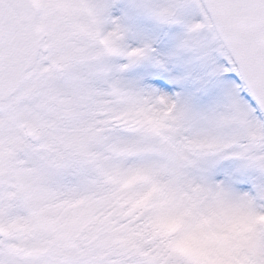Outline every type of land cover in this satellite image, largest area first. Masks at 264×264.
Masks as SVG:
<instances>
[{
    "label": "snow or ice",
    "instance_id": "obj_1",
    "mask_svg": "<svg viewBox=\"0 0 264 264\" xmlns=\"http://www.w3.org/2000/svg\"><path fill=\"white\" fill-rule=\"evenodd\" d=\"M0 264H264V0H0Z\"/></svg>",
    "mask_w": 264,
    "mask_h": 264
}]
</instances>
